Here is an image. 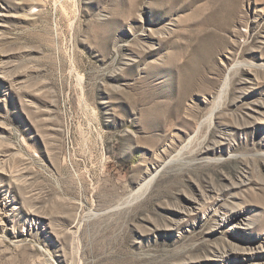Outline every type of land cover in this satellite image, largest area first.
Wrapping results in <instances>:
<instances>
[{"label": "rangeland", "instance_id": "1", "mask_svg": "<svg viewBox=\"0 0 264 264\" xmlns=\"http://www.w3.org/2000/svg\"><path fill=\"white\" fill-rule=\"evenodd\" d=\"M220 4L0 0V264H264V0Z\"/></svg>", "mask_w": 264, "mask_h": 264}, {"label": "bare ground", "instance_id": "2", "mask_svg": "<svg viewBox=\"0 0 264 264\" xmlns=\"http://www.w3.org/2000/svg\"><path fill=\"white\" fill-rule=\"evenodd\" d=\"M169 2L170 4H173V7H175L177 4H179L180 2H183L184 0H161V2H164V3H166V2ZM212 1H218V2H220L221 4L220 5H222V6H225V8H226V14H233V9H234V4H235V0H212ZM227 8H229V9H227ZM220 14V13H219ZM221 15V14H220ZM253 69V68H252ZM226 87V86H225ZM223 89V88H222ZM221 89V90H222ZM224 91V90H223ZM225 92V91H224ZM220 96H221V94H220ZM219 96V97H220ZM222 98V97H221ZM212 117V116H211ZM200 154V153H199ZM235 184V183H234ZM232 185L234 188H235V186H237L238 184H236V185ZM238 187V186H237ZM214 189V188H213ZM233 189V188H232ZM232 191V190H231ZM213 194H211L212 196L210 197H208V196H206V194L205 195H202V198H203V200H204V204L205 203H207L208 201H210V199H212V198H214L215 196H218V197H221V195H223L224 194V192H220L219 190H217V192L214 190V192H212ZM229 194V193H228ZM231 194V193H230ZM215 195V196H214ZM226 195V194H225ZM217 199H219V198H217ZM130 203V202H129ZM202 205H203V203H202ZM232 210V209H231ZM234 210V209H233ZM233 210L230 212V213H233ZM228 211V210H227ZM235 211V210H234ZM237 211V210H236ZM226 214V213H225ZM229 214V213H228ZM233 216V218H239V217H241L242 219L241 220H243V217L240 215L239 216V213L238 214H233V215H231L230 217H232ZM246 221V220H245ZM238 224V223H237ZM240 224V223H239ZM248 226H249V224H248ZM227 253L228 254H231V253H234V251L232 250V249H229L228 251H227ZM224 257V256H223Z\"/></svg>", "mask_w": 264, "mask_h": 264}]
</instances>
